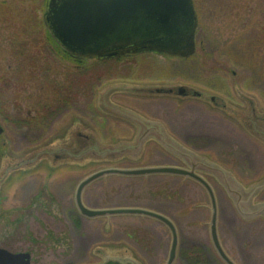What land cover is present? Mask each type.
I'll use <instances>...</instances> for the list:
<instances>
[{
    "label": "flooded vegetation",
    "instance_id": "flooded-vegetation-1",
    "mask_svg": "<svg viewBox=\"0 0 264 264\" xmlns=\"http://www.w3.org/2000/svg\"><path fill=\"white\" fill-rule=\"evenodd\" d=\"M159 98L173 99L146 96L126 100L127 104L107 100L114 113L100 111L89 118L83 129L115 149L108 159L57 164L44 160L9 173L0 183V221L33 233L34 217H39L44 226L41 234L68 237L66 257L59 259L65 264H99L107 257L122 258L124 263L167 264L171 256V264H225L211 242L213 226L232 261L258 264L252 252L258 242L246 244L243 240L251 239L252 234H248L255 229L264 231L257 224V220L264 223V217H241L227 197L223 182L227 170L240 183L241 177L248 178L247 185L263 176L254 178L256 154L260 151L264 162V146L238 121L227 117L221 107L218 111L205 105L216 114L203 119L192 115V106L181 99L184 106L175 115L173 101ZM215 123L230 125L233 136L229 143L238 146L237 139L242 142L243 137L244 146L239 142V147H229L227 152L218 150L216 147L224 142L221 132L214 130ZM5 161L0 162V173ZM215 167L220 171L215 172ZM91 176L97 178L78 195L81 182ZM78 200L89 211H139L91 217L81 212ZM261 202L264 189L252 199L253 205ZM233 232L239 234L236 240ZM227 235L233 248L225 243ZM34 241L31 237V245ZM17 252L27 253L31 264L33 248L27 246Z\"/></svg>",
    "mask_w": 264,
    "mask_h": 264
},
{
    "label": "rangeland",
    "instance_id": "rangeland-1",
    "mask_svg": "<svg viewBox=\"0 0 264 264\" xmlns=\"http://www.w3.org/2000/svg\"><path fill=\"white\" fill-rule=\"evenodd\" d=\"M46 1L0 0V126L4 131L0 134L1 164L29 150L73 142L76 132L80 127L85 131L94 113L104 112L99 106L100 99L127 104L126 100L152 96L143 86L191 88L200 97L183 99L192 106L191 114L203 119L216 114L207 107L211 97L243 109L245 104L241 99L252 98L257 108L264 111V0H193L198 30L196 53L192 57L182 60L143 54L104 65L90 60L74 62L61 54L42 21ZM119 85L127 89L107 90ZM160 97L173 98L159 99L173 101L177 106L175 115L184 106L179 96ZM215 126L224 142L216 147L218 150L227 152L229 147H239V142L244 146L243 137L242 142L235 137L238 146L232 141L229 143L233 136L230 125L215 123ZM256 157L254 178L264 173L260 151ZM241 179L246 183L248 178ZM257 224L264 227L260 220ZM41 228L44 226L39 217H34L33 233L0 221V247L12 252L27 246L33 248L31 264H65L59 259L66 257L68 237L41 234ZM250 234L251 239L243 241L258 242L252 251L253 258L258 264H264V231L255 229ZM232 235L236 240L239 234ZM31 237L35 240L32 245ZM224 240L233 248L230 235Z\"/></svg>",
    "mask_w": 264,
    "mask_h": 264
},
{
    "label": "water",
    "instance_id": "water-1",
    "mask_svg": "<svg viewBox=\"0 0 264 264\" xmlns=\"http://www.w3.org/2000/svg\"><path fill=\"white\" fill-rule=\"evenodd\" d=\"M43 22L62 50L78 59L112 60L124 55L150 52L188 58L196 50L198 18L192 0H47ZM141 88L156 94L185 98L200 97L199 93L186 86ZM126 89L122 85L107 87L109 92ZM210 99L215 106L225 109L253 137L264 144V127L260 126H264V112L257 109L254 99L242 98L247 104L246 110L235 109L223 100H217L220 103L218 105L215 98ZM99 106L108 113H114L113 107L102 99ZM114 150L113 146H103L94 134L78 130L71 143L45 146L21 158L7 161L0 173V183L9 173L44 159L53 164L83 162L85 159L101 160L108 159L107 155ZM213 170L220 171L216 167ZM223 171L222 169V174H224ZM224 172L223 185L240 215L244 219H252L260 215L264 217V203L257 205L252 203L253 197L264 189V178L245 189L230 172ZM93 179L95 178L90 177L82 182L78 195L81 188ZM204 185L209 190L208 185ZM210 195L212 196L211 191ZM77 204L81 212L87 216H100L105 213L87 210L80 200ZM135 211L139 210L132 212L136 213ZM124 212H131V209L109 211V213ZM211 240L221 259L226 264H235L221 248L215 226L212 227ZM174 244L176 245V237ZM121 259L107 257L100 264H135L131 260L124 263ZM171 262L172 256L167 264ZM0 264H29V256L28 254H12L0 249Z\"/></svg>",
    "mask_w": 264,
    "mask_h": 264
},
{
    "label": "trees",
    "instance_id": "trees-1",
    "mask_svg": "<svg viewBox=\"0 0 264 264\" xmlns=\"http://www.w3.org/2000/svg\"><path fill=\"white\" fill-rule=\"evenodd\" d=\"M50 38V37H49ZM57 47V46H56ZM57 49L59 50V48L57 47ZM60 52H61V50H59ZM62 53V52H61ZM63 54V53H62ZM64 55V57H66L67 59H70V58H68V56H66L65 54H63ZM97 63H99V64H101V65H104V64H107V63H110V62H97Z\"/></svg>",
    "mask_w": 264,
    "mask_h": 264
}]
</instances>
